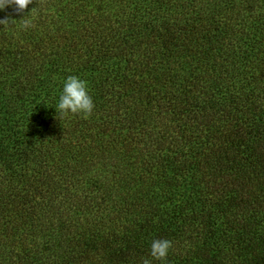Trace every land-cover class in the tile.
Wrapping results in <instances>:
<instances>
[{
  "label": "trees",
  "instance_id": "trees-1",
  "mask_svg": "<svg viewBox=\"0 0 264 264\" xmlns=\"http://www.w3.org/2000/svg\"><path fill=\"white\" fill-rule=\"evenodd\" d=\"M6 17L0 264H264V0H33ZM70 75L88 118L56 111Z\"/></svg>",
  "mask_w": 264,
  "mask_h": 264
},
{
  "label": "clouds",
  "instance_id": "clouds-1",
  "mask_svg": "<svg viewBox=\"0 0 264 264\" xmlns=\"http://www.w3.org/2000/svg\"><path fill=\"white\" fill-rule=\"evenodd\" d=\"M31 4H33V0H0V11L12 6L14 11L20 14L26 12ZM8 23L9 18L0 19V24L7 25ZM28 25L29 22L25 21L24 26L27 27ZM94 108L95 104L89 94L88 82L76 75L68 76L64 82L56 111H59L64 116L82 114L84 118H88L93 113ZM172 247L173 243L171 240L155 239L151 243L150 255L156 260H166ZM143 264H151V261L145 258Z\"/></svg>",
  "mask_w": 264,
  "mask_h": 264
}]
</instances>
